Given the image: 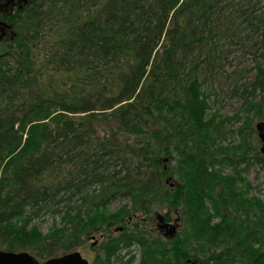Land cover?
Returning a JSON list of instances; mask_svg holds the SVG:
<instances>
[{"label": "trees", "instance_id": "1", "mask_svg": "<svg viewBox=\"0 0 264 264\" xmlns=\"http://www.w3.org/2000/svg\"><path fill=\"white\" fill-rule=\"evenodd\" d=\"M251 1L36 0L1 18L16 35L0 39V250L15 248L6 238L7 223L14 227L13 220L29 205L65 192L69 201L80 194L82 203L67 206L61 229L28 246L41 259L79 250L91 232L109 230L129 216L166 207L186 219L194 200L192 176L211 168L207 175L219 179L215 167L221 159L235 166L245 155L235 151L219 162L215 151L207 150L215 120L206 118L204 84L217 62V40L238 36L253 24ZM256 66L252 85L264 101V66ZM263 101L252 105L261 120ZM174 161L179 165L172 171L168 162ZM171 176L177 178L174 188L166 184ZM224 180L227 184L219 180L209 187L219 206L227 208L222 222L189 244L187 253L182 242L174 244L176 261L183 259L179 264H264V252L254 249L264 247V217L236 230L231 221H237L228 213L230 178ZM92 185L98 191H91ZM121 196H129L133 206L112 221L88 227ZM149 236L140 227L137 233L112 236L103 245L106 259L121 244H144ZM175 259L167 264H178Z\"/></svg>", "mask_w": 264, "mask_h": 264}, {"label": "rangeland", "instance_id": "2", "mask_svg": "<svg viewBox=\"0 0 264 264\" xmlns=\"http://www.w3.org/2000/svg\"><path fill=\"white\" fill-rule=\"evenodd\" d=\"M252 1L249 12L254 16L263 13L264 0ZM246 17L248 18V15ZM251 23L253 24H247L246 30L243 27V32L238 36H231L230 34L217 40L220 45L214 59L217 62L210 70V75L205 77L204 84L208 96L206 118L212 119L214 117V125L217 128H213L215 133L213 131L210 133L211 143H214L216 148L215 155L220 159L224 156L221 152L228 149L229 153L236 151L238 155L245 152L248 159L243 161V159L237 158L240 163L235 166L230 165L228 162L219 165L216 169H220L221 172L219 173V179L216 180L207 175L212 171L211 168L202 172L199 176H192L193 181L189 184L193 187L194 200L190 206V213L184 220L177 210L169 212L166 207L156 209L148 215L137 214L136 216L127 217L123 223V225H126V230L137 231V228L140 227V229H145L151 235L149 237L157 239L156 241L148 237L151 241L148 240L144 244L136 243L137 240L125 242L118 247L112 258L106 259V253L103 249L104 242L110 234H113V236L122 234L121 232H113L120 224L110 226L109 230L91 232L83 246L78 248L91 264H101L99 257H102L103 261H110L111 264H167L169 259L176 258L173 251L174 244L181 242L187 253L189 244L202 240L203 235L211 227L222 222L221 213H226L227 208L219 206L214 196L209 192V187L219 182V180L227 184L225 178H230L226 192L232 204L229 206L228 213L239 224L241 223L239 231H242L248 225L245 221L247 211L252 214V220L248 223L256 219L252 217H264V163L256 159L258 153L261 152V142L256 124L261 119L257 118L259 116L258 108L252 106L263 101L262 93L259 89L254 92L252 84L257 75V63L264 66V26H257L258 21L255 20ZM177 161L168 162L170 170H176L179 165ZM110 164L115 163L111 161ZM182 166L189 173L192 172L190 163L184 162ZM114 167L119 169L121 166L117 164ZM171 177H174L171 183L177 186V178L175 176ZM91 188L95 189L97 186L93 185ZM68 194V192H65L63 196L56 197L57 204L51 210L47 207L35 208L36 210L28 208L22 219L15 221L17 228L21 229V231L16 230V232L20 233L23 243L27 245L21 251H29L37 257L32 248L28 247V244L33 243L40 236L49 235L63 227L62 211L65 204L70 202L73 206L79 205L82 198L81 195H78L69 201ZM61 198L64 200L60 201ZM132 206L133 203L129 196L117 197L111 200L105 209L99 211L93 220L88 223V227L98 226L101 222L112 221ZM159 212L170 218V222L179 219L178 232L174 238L166 237L162 233L163 231L159 230V220L156 217ZM231 224L237 225L232 221ZM103 233H105L104 237H102ZM93 236H96L100 241L97 246H93ZM254 249L260 251V253L264 252V247L258 244L254 246ZM179 257H184V254H180ZM182 261L183 259L179 258L176 262L179 264Z\"/></svg>", "mask_w": 264, "mask_h": 264}, {"label": "bare ground", "instance_id": "3", "mask_svg": "<svg viewBox=\"0 0 264 264\" xmlns=\"http://www.w3.org/2000/svg\"><path fill=\"white\" fill-rule=\"evenodd\" d=\"M10 1V2H9ZM34 1H36V0H26V1H24L25 3H24V6L20 9V8H18L16 11H13V12H11V14H9V13H7V16H12L15 12H17V11H21V10H23L24 9V7L26 6V5H28V4H30V3H33ZM12 2H14V0H7V2H5V3H1L0 2V8L1 7H8ZM251 2H253V1H251ZM244 8H246V7H244ZM256 14V13H255ZM250 17L251 18H253L255 21H258V23L260 22L262 25H264V12L263 13H261V14H256L255 16H254V14H251L250 15ZM15 32L13 31V26L10 24V23H8L6 20H3V19H0V39H7V38H14L15 37ZM262 121H264V119H262L261 121H259L258 123H260V122H262ZM257 123V124H258ZM257 124H256V130H257V132H258V136H259V131H258V129H257ZM30 126H28V128H26V130H25V132H24V134H23V136H24V143H25V140L27 139V137H28V135H29V131H31L30 130ZM259 139H260V142H261V149H260V151L261 152H259L258 153V155H257V157H256V159H257V161H260V162H263L264 163V161L263 160H258V156H261V157H264V153L262 152V147H263V141L261 140V138H260V136H259ZM24 143H23V145H24ZM22 145V146H23ZM42 146H44V144L42 145ZM42 146H41V148H42ZM40 148V149H41ZM206 148H207V150L208 151H210V152H212V151H215L216 150V148H215V144L214 143H209V144H207L206 145ZM40 149L39 150H35L34 152H32V153H30V154H26V156L22 159V160H20V162L19 163H25L30 157L31 158H33V157H35L36 155H38L39 154V152H41L40 151ZM221 153H223L224 154V156H223V158H226V156L229 154V151H228V149L226 150H224V151H222ZM53 154V157H57L56 155V153L55 152H53L52 153ZM11 159V156L8 158V160L7 161H9ZM245 159H248V156H247V154L245 153V155H244V157H243V161L245 160ZM165 161H168V158H166L165 159ZM219 162H220V159L218 160ZM238 162V164L240 163L239 162V160H237ZM224 162H228L227 160H222L221 159V164L223 165V163ZM220 164L218 163L217 164V166L216 167H218ZM215 167V168H216ZM172 180H174V178L173 177H169V178H167L166 179V184L170 187V188H174V187H176L175 185H174V183H171V181ZM224 183V182H223ZM226 184V183H225ZM93 186V185H92ZM91 188V187H90ZM92 189V188H91ZM98 189H99V187L97 186V188H95V189H92L91 191H98ZM189 190H191V193H193V187H191L190 185H189ZM78 195H80V194H77L76 193V196H78ZM76 196H74L73 198H75ZM58 198V197H57ZM72 198V199H73ZM57 202V200L56 199H51V200H49V201H46V202H39L37 205H34V206H32V205H29L28 207H27V209L28 208H38V209H40V208H44V207H47V209H49V210H51L54 206H55V204H57L56 203ZM58 202H60V201H58ZM81 203H82V200H81ZM68 205H70V206H73V205H71L70 204V202L69 203H67V204H65V207H64V210L62 211V213H63V216L65 215V212H66V210H67V206ZM77 206V205H76ZM73 207H75V206H73ZM26 209V210H27ZM34 210H36V209H34ZM56 210H58V209H56ZM55 210V211H56ZM236 210H237V208H236ZM26 212V211H25ZM247 213V219L245 220V221H247V223H248V221H250V220H252L251 219V212L250 211H247L246 212ZM163 215V216H165V223L164 224H168V226L167 227H161V225H163V223L160 221V219H159V215ZM63 216H62V218H63ZM136 216V215H135ZM22 217L23 216H19V217H17V218H15L13 221H14V223H15V221L17 222V221H20L21 219H22ZM157 219L159 220V223H158V228H159V230L160 231H163L162 233H164V235L166 236V237H168V238H174L176 235H177V232H178V228H179V219H176L174 222H170L171 221V219L170 220H168V217L166 216V215H164V214H162V213H157ZM230 218H232L231 216H229ZM252 218H256L257 219V217H252ZM234 219V218H233ZM235 220V219H234ZM253 220H255V219H253ZM252 222V221H251ZM235 223H237V225H234V227H235V229L236 230H239L241 227V223L239 224L238 222H235ZM250 223V222H249ZM10 224L11 223H7L6 225H5V230L6 231H8V230H10V231H8V235L6 236V238L8 237V239H9V241H10V246L11 245H13V246H15V248L14 249H11V250H7V249H1L0 250V252H6L7 253V255H9V257H12V256H15V255H18V254H21V253H27V254H30V255H33V254H31L29 251H21V249L19 248L20 246H21V243H23V239H22V236H20V233L19 232H16V230H21L20 228H17V226L15 225L14 227H12V226H10ZM16 224V223H15ZM1 225H3V224H1ZM65 224H63V226H64ZM62 228V227H61ZM56 231V230H55ZM175 231V233L172 235V233ZM114 233H118V232H121V233H124V232H128V233H130V232H132V231H128V230H126V225H123V223H120V225L118 226V227H116L115 229H114V231H113ZM136 233H137V231H135ZM17 234H19V236H17ZM107 234V233H106ZM105 236V233H103L102 234V237H104ZM107 236V235H106ZM113 236V234H110L107 238L109 239V238H113L112 237ZM20 237V238H19ZM108 239H107V241H105L106 243H110L109 241H108ZM92 240H93V246H97L98 244H99V239L96 237V236H93L92 237ZM5 241V240H4ZM3 241V243H5L4 245L5 246H8L9 244L7 243V241H5L4 242ZM0 242H1V239H0ZM136 243H137V241H135ZM26 243L28 244V242L26 241ZM28 245H30V244H28ZM261 245V244H260ZM59 245H57V244H55V245H53V246H51L48 250H49V252H50V254H52V253H54V251H55V249L58 247ZM263 246V245H262ZM23 249V248H22ZM106 250L109 252V253H111L112 252V249H111V246L109 245V246H107V248H106ZM76 250H74V251H70V252H66V253H56V254H52V255H49V257H47V258H45V260L44 259H38L37 257V259H38V261H39V263H41V264H44V263H46V262H48V261H50V260H52V259H57V258H62L63 256H65V255H69V254H72V253H74ZM79 252H81V254H82V257L84 258V259H86V261H87V264H91L90 263V261H89V259L88 258H85L84 257V255H83V253H82V251L81 250H79ZM114 253V252H113ZM112 253V254H113ZM116 253H114L113 254V256L115 255ZM112 256V257H113ZM35 257V256H34ZM9 259V258H8ZM239 260V259H238ZM239 262H240V260H239ZM192 263L193 264H196V261H192ZM241 264H244V262L241 260V262H240ZM239 263V264H240Z\"/></svg>", "mask_w": 264, "mask_h": 264}, {"label": "water", "instance_id": "4", "mask_svg": "<svg viewBox=\"0 0 264 264\" xmlns=\"http://www.w3.org/2000/svg\"><path fill=\"white\" fill-rule=\"evenodd\" d=\"M257 129L259 131V136L264 143V121L257 124ZM262 152L264 153V144L262 147ZM159 219L163 223V225H161L162 228L168 226V224H164L165 216L160 214ZM174 233L175 231L172 233V235ZM0 264H41V263H39L36 257L27 253H21L9 257V255H7L6 252H0ZM44 264H87V261L82 257L81 252H79V250H76L72 254L65 255L62 258L52 259Z\"/></svg>", "mask_w": 264, "mask_h": 264}, {"label": "flooded vegetation", "instance_id": "5", "mask_svg": "<svg viewBox=\"0 0 264 264\" xmlns=\"http://www.w3.org/2000/svg\"><path fill=\"white\" fill-rule=\"evenodd\" d=\"M24 1L26 0H14L8 7L0 8V19L7 16V13L11 14V12L16 11L18 8H22L24 6ZM1 3L7 2V0H0ZM22 6V7H21Z\"/></svg>", "mask_w": 264, "mask_h": 264}]
</instances>
